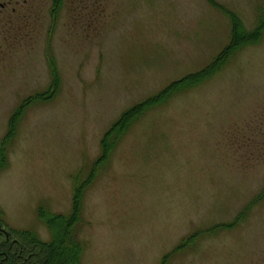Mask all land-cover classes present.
I'll use <instances>...</instances> for the list:
<instances>
[{"label":"rangeland","instance_id":"obj_1","mask_svg":"<svg viewBox=\"0 0 264 264\" xmlns=\"http://www.w3.org/2000/svg\"><path fill=\"white\" fill-rule=\"evenodd\" d=\"M78 1L65 0L53 31L50 0H39L35 29L0 19V140L17 108L51 87L48 55L59 69L57 96L24 111L0 174L6 224L44 242L51 234L40 206L71 213L74 179L88 178L120 116L204 69L231 39L228 14L208 0H103L98 17L84 7L79 14ZM213 1L249 32L264 13V0ZM261 109L264 33L214 76L145 114L98 167L84 194L83 264H163L189 237L167 264H264V200L256 198L264 159H245L230 143L239 133L240 145ZM240 214L235 228L221 226Z\"/></svg>","mask_w":264,"mask_h":264},{"label":"trees","instance_id":"obj_2","mask_svg":"<svg viewBox=\"0 0 264 264\" xmlns=\"http://www.w3.org/2000/svg\"><path fill=\"white\" fill-rule=\"evenodd\" d=\"M208 1L213 7L225 11L231 20L229 45L204 69L171 83L157 95L131 107L120 116L101 140L100 155L88 178L84 181L78 178L74 179L75 188L71 213L69 215L52 214L45 206H40L39 218L44 221L51 234L49 242L42 241L33 230L15 229L8 226L4 220V212L0 207V264H83L85 245L80 239V231L81 223H83L84 194L86 188L95 180L98 167L110 159L130 128L145 114L199 86L220 71L235 53L248 45L259 43L264 33V13L260 16L257 28L249 32L240 17L234 12L223 9L213 0ZM48 59L53 77L52 85L48 90L29 97L11 116L8 131L0 140V174L9 167L10 146L16 137L24 111L34 101H51L58 94L61 85L59 69L55 56L48 55ZM192 239L194 238H187L185 242L175 248L172 254L164 257L163 264H167L171 256L188 246Z\"/></svg>","mask_w":264,"mask_h":264},{"label":"flooded vegetation","instance_id":"obj_3","mask_svg":"<svg viewBox=\"0 0 264 264\" xmlns=\"http://www.w3.org/2000/svg\"><path fill=\"white\" fill-rule=\"evenodd\" d=\"M64 3L65 0H50L49 12L51 15V22L48 23L49 30L53 31L55 29L57 20L60 16V10ZM91 3V0H80V3L78 1L74 4H78L79 14H81V10L84 7V9L88 10L87 12L95 14L96 17H98L100 12V16L104 6L103 0H96V3L92 5ZM39 12V0H0V19L3 16H8L7 19H5L6 23H2L3 26H7L8 22L12 19H19L23 21L22 23H24L25 26L35 29L38 25V20H36L34 15H38ZM99 21L100 17L97 19V25ZM254 115L255 116L245 125L244 130L240 131L241 140H243L240 142V145L238 144V141H240L238 139L239 133L236 137H234V134H231L233 139L230 140V143L232 145L231 148L241 150V156L243 158H253L257 162H260L264 159V109L256 111ZM258 193L256 198H258V201H263L264 183L260 186V191ZM241 222H244L243 214L237 216L231 223L222 224L221 226H223L225 230H228L235 228Z\"/></svg>","mask_w":264,"mask_h":264}]
</instances>
